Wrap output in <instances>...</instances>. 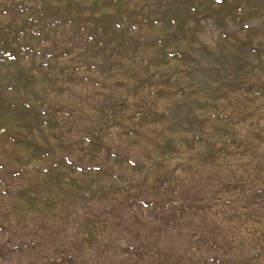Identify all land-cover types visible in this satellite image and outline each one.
<instances>
[{
    "label": "rangeland",
    "instance_id": "374dc122",
    "mask_svg": "<svg viewBox=\"0 0 264 264\" xmlns=\"http://www.w3.org/2000/svg\"><path fill=\"white\" fill-rule=\"evenodd\" d=\"M0 264H264V0H0Z\"/></svg>",
    "mask_w": 264,
    "mask_h": 264
}]
</instances>
